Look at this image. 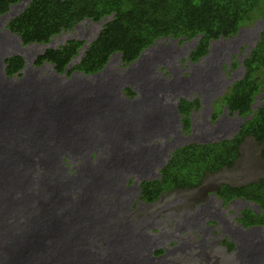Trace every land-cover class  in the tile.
<instances>
[{"label": "bare ground", "instance_id": "1", "mask_svg": "<svg viewBox=\"0 0 264 264\" xmlns=\"http://www.w3.org/2000/svg\"><path fill=\"white\" fill-rule=\"evenodd\" d=\"M30 1L14 6L24 9ZM8 13L0 18L10 20ZM238 34L218 40L229 41ZM7 35L0 31V72L7 48L13 43ZM215 41L206 55L196 61L188 58L197 70L188 71L180 79L181 84L177 81L180 94H187L188 86L190 92L203 93L208 89L217 93L224 88L217 101L226 92L230 82L225 89L227 82L220 75L227 58L220 63L218 59L224 58L230 44H223L222 51L217 47L215 56L209 57ZM181 44H189L192 49L195 45L189 40L181 42V37H161L132 63H122L117 55H112L101 71L87 74L90 76L82 74L83 78L75 80L84 86L83 91L77 86L60 89L54 83L42 88L39 84L7 86L5 80H0V264H204L203 260L217 258L213 252L223 249L232 258L235 255L233 264H264V224L245 227L241 223L248 207L245 198L229 203L219 198L217 191H206L192 196L186 204L195 205L185 210L179 207L185 199L165 202V191L156 201L161 208L155 212L145 213L143 205L137 206L135 213L141 209L146 219L125 214L128 202L134 205L139 192L133 185L124 186L127 181L156 179L152 170L157 168L158 176L159 168L178 142L187 143L188 136L192 138L190 142H201L232 126L227 119H208L199 126L204 138L193 134V125L184 134L175 106L158 95L162 88L155 91L159 84L168 83L163 77L155 80V67L174 59ZM115 60L120 70H108ZM133 80L145 81L152 92L146 102L137 106L136 102H129L135 94L131 97L125 90L127 86L132 88ZM109 86L110 92L102 93ZM116 86L119 90L115 93ZM118 96H124L126 102ZM211 96L203 100L194 95L182 97H197L200 105L211 102ZM22 105L21 112L17 108ZM154 105L160 116H145L154 112ZM118 121L120 126L116 127ZM91 148L101 150L103 158L99 164ZM62 154L82 161L81 168L74 171L77 176L66 174V166L60 163ZM132 170L139 179L128 178ZM148 175L152 179L140 178ZM180 191L184 189L172 192ZM203 195L207 196L199 198ZM94 199L100 204L92 203L90 207ZM237 202L243 203L238 210L239 226L233 224L223 208V204L228 207ZM147 203L148 207L154 205ZM252 210L259 213L258 209ZM230 243L235 248H230ZM188 251V258L175 259Z\"/></svg>", "mask_w": 264, "mask_h": 264}, {"label": "trees", "instance_id": "2", "mask_svg": "<svg viewBox=\"0 0 264 264\" xmlns=\"http://www.w3.org/2000/svg\"><path fill=\"white\" fill-rule=\"evenodd\" d=\"M19 1L0 0V15ZM109 16L111 18L72 67L69 64L84 43L78 39H69L55 48L47 47L36 56L34 64L48 62L59 74L74 71L95 74L105 67L113 53L120 52L121 62L129 64L157 38L181 37L183 42L201 34L189 54L190 59L196 61L210 51L213 40L235 36L240 27L264 19V0H31L8 21L7 28L19 36L23 45L47 44L53 36L72 29L83 19L99 21ZM4 65L5 74L11 77L20 74L25 61L21 55L11 54L4 58ZM241 65L242 76L217 100L221 107L226 105L231 114L236 112L246 118L239 129L231 138L177 147L159 170V177L141 182V199L155 203L165 191L198 187L206 172L230 168L240 155L245 137H252L261 145L260 155L264 161V27ZM125 90L133 94L130 87ZM256 98L260 103L253 109ZM196 103L179 98L178 112L184 132L191 126L189 115ZM218 111L219 107L214 114ZM229 185H220L216 192L219 198L229 203L245 198L264 211V178ZM243 216L245 227L264 224L263 212L256 214L247 208ZM229 247L235 248V244L230 243ZM216 260L215 257L203 263L215 264Z\"/></svg>", "mask_w": 264, "mask_h": 264}, {"label": "rangeland", "instance_id": "3", "mask_svg": "<svg viewBox=\"0 0 264 264\" xmlns=\"http://www.w3.org/2000/svg\"><path fill=\"white\" fill-rule=\"evenodd\" d=\"M21 10H22V7H18L17 5L12 6L9 9L10 14L9 13L8 14H9L10 18H12L13 16L17 15ZM8 21H9V18L0 19V23H3L2 27H0V31L3 33H6V35L8 34L7 36H9V38L11 40H13V43H11L12 46H10V48L9 47L7 48L9 50L8 53L21 55L24 58L26 65H25V68L23 70V74L18 75L17 77L9 80V81H12V83H7V84L9 86H11V84H22V85H25L28 87H30L31 85H34L33 82H42L43 83L44 81L50 82V83L57 82V84L66 85L71 80L75 81V80H80L81 78H83L84 76L81 73H76V72H72L71 74H67V72L62 73V74H58L54 71L53 66L47 62L44 63L43 65L36 66L34 64V60H35L36 56L38 54H41L47 47H54L55 48L58 45L64 44L69 39H78V40L83 41L84 44L88 45L91 41H93L97 37V35L99 34V31L102 28V23H103V21L99 22V21H92L90 19H84L81 22H79L78 24H76L72 29H69L67 31L59 33L58 35L53 36L48 44L33 43V44L23 45V44L19 43L18 39L16 38V36L14 34H12V33L10 34L9 31L6 29ZM263 27H264V19H260V20L256 21L255 23L251 24V26L250 25L243 26L240 29L241 31L239 30L240 32H239L238 36H236L235 38H233L229 41L223 39V40H217V41H215V43L213 42L212 51H211V54L209 57H211L213 55L215 56V51H216L217 47H218V50L222 51L221 46L223 44H225V43L230 44V49L227 51V54L224 56V58L218 59V63H220L221 60L227 58V60L223 63V69L221 70V75H220L227 82L225 89L227 88V86L229 84H231L233 82V80L235 81L242 76L244 69L242 68L241 61L244 58V56H246L248 54V52L250 51V49L252 48L254 42L256 41L258 33L263 29ZM228 39H230V38H228ZM232 40H233V42H232ZM193 42H195V40ZM189 44L192 45V42H189ZM189 44L188 45L181 44V45L177 46L179 48L177 51V56L174 59H168L167 65L163 64V65H159V66L155 67L156 72H157L156 76H158L155 78V80L158 81V78L163 77L165 80L168 81L167 86H162L159 84L158 88H155V91H157L159 88H162V89H159L157 91L158 95H160L161 97H164V99H166L167 102H172L176 107L178 106V103H177L178 97L186 96L188 98H192L194 95V96L200 97L203 100V99H206L205 98L206 96L212 95L211 97H209V100L211 99V102H206V103L203 102L197 108H195L194 111L191 113V123H192L193 129H194L193 134L199 136L200 132H201L199 130V126L203 123L204 120H208V119L211 120V115L215 111V106L213 105L212 102H214L218 98V96L222 93L224 88L222 89L221 92H217V93H215L216 90H213V89H208V91H206L204 93L201 91H197V90L190 92L189 86L186 89V91L188 92L187 94L186 93L180 94V92L178 90H176L177 88H179L178 82H179V84H181L180 79H183L184 75L187 74L188 71L191 72L192 68L195 71L197 70V68L194 66L192 67V63H190V61L187 60V58L189 57V53H190L189 50L191 49V47H189ZM78 61H79V58L76 57L75 59H73L72 64L69 65V67H72ZM235 62H237L236 65H234ZM226 66H228L227 69H226ZM108 70H110V71L120 70V64H118V60H115V62H112L110 64V67ZM87 76H90V75H87ZM7 79H8V77L5 74V77L2 78V80H7ZM157 83H159V82H157ZM132 85L133 86L131 89L133 91V94H135V97H133L131 99L133 101H129L130 103L136 102L135 106H137L140 103L146 102L149 99V97H151L152 92L150 90V86L145 81L141 83L140 81L133 80ZM189 85L191 86L190 83H189ZM57 86L58 85H55L54 87H57ZM58 87L60 89H62V88L66 89V87H69V85L66 87L65 86H63V87L58 86ZM114 90L116 93L119 89L116 86V88ZM205 90H207V88ZM133 94H131V97ZM141 94L143 97L141 96ZM64 95H66V94H64ZM146 95H147V97H146ZM119 97L120 96H118V98ZM120 99H121V97H120ZM122 99L121 100L123 102H126L124 99V96H122ZM156 103H157V105H159L158 101H156ZM259 103L260 102L258 99V100H256L255 105H258ZM121 104L122 103L119 102V105L122 107V105H124V104H122V105ZM217 104H218L219 109L221 110V104H219V103H217ZM19 107H20V109H19ZM19 107L17 108V110H21V112H22L23 105H22V107L21 106H19ZM155 107H157V106L154 105V112L151 115H155V117H156V115L160 116L159 108H158V110H159L158 111V110H156L157 108H155ZM223 110H224V108L219 112L220 116L216 120H218V122H221L220 121L221 119H227L228 122L231 123L232 126L229 129L223 128L222 131H219L216 135L217 137H215V135L213 136L214 140L217 138L223 137V136L228 137V138L233 136L234 133L236 132V130H235L236 125L239 124L242 120V118L239 119L235 114H230L227 110L223 112ZM151 115H149V116H151ZM145 116H148V115H145ZM238 119H239V121H238ZM179 125L182 126V123ZM184 134H186V133H184ZM187 139L192 141V138L190 136H188ZM183 143L185 144L186 142L180 141L174 147H176V146L178 147ZM96 149L98 151L93 150V153L94 154L96 153V157L98 158V164H99L103 158L101 156L103 154L99 148H96ZM260 149H261V145H259L252 137H245V139L242 141V143L240 145V155H239L238 159L234 162V164L230 168L223 167L214 173L206 172L201 185H199L198 187H195V188L183 187V188H185L184 191H180L179 194L172 192L174 190H168L165 193L164 201L165 202L168 201L169 203H171L172 200L182 197L183 199H185V202H184L185 204L182 203L179 205V207H181V209L184 208L185 210H190L195 205L194 202H191L190 205L186 204V203H187V201L189 202L191 200L192 196L196 195L197 193L204 194V192H206V191L207 192L211 191V192L215 193L216 190L220 187V185L222 183L234 185V184L249 182L252 180H257L259 178H264V161L260 155ZM168 157H169V154H168ZM73 158H74L73 156L69 157L66 154L62 155V157H61L60 163L62 164V166H66V168H67L66 174H70V175L75 174L76 172H74V171L76 170V167L77 166L79 167V163H81V161L78 158H76V159L74 158L75 161L73 160ZM81 165L82 164H80V168H81ZM156 171H157V168L152 170V173L155 174L154 177H157ZM36 174H38V170L35 171V175ZM129 176H130V174L128 175V178L130 179ZM148 176H146V177L140 176V178L141 179H144V178L152 179L151 176H149V177ZM129 181H127V183L124 184V186L128 187V186L133 185V186L138 188L139 192H137V195L135 196V199L137 201L136 200L134 201V205H130L128 202L127 207L124 209L125 214L128 217H131L132 213H134L137 217H141L143 215V211H141V209L138 211V213H135L138 205H139L138 208H140L142 205L145 207V209H146L145 213L147 211L150 212V211H154L155 209L161 208L159 206L158 202L154 203V205L152 206L153 208L151 206H149V207L146 206L147 201L141 199V197H140V201L138 202V200H139L138 196L141 193L140 184L137 183V181L135 182V180H133V181L131 180L133 183L129 182ZM174 194H176V195H174ZM207 195H203L199 198H205V196H207ZM200 200H202V199H200ZM142 201L143 202L145 201V204L140 203ZM155 201H157V200H155ZM90 203L91 204L93 203L94 205L100 204V202L96 199L92 200ZM240 204H243V203L237 202L234 204V206L230 205L228 207H226V205L223 204V208L226 210L225 215L230 217V219L233 221V224L236 226L240 225L239 221H238V218H239V215H238L239 211L238 210L240 208H242L240 206ZM247 206L248 207H246L245 209H247L249 207L251 209H253L255 207L253 204H249V203H247ZM128 208H129V210H128ZM169 211H171V209H169ZM118 217H120V214H118ZM142 217L145 218V216H142ZM96 243L99 244V240L96 241ZM213 253L215 256H217V260H216L215 264H233V262H234L233 260L235 259V255H234V258H232L231 256H229L225 252L224 249H223V251H215ZM190 255H191V253L189 251L186 254L179 253L175 259L188 258ZM156 258H159V257H156ZM212 258H215V257H212ZM177 261H179V260H177Z\"/></svg>", "mask_w": 264, "mask_h": 264}, {"label": "clouds", "instance_id": "4", "mask_svg": "<svg viewBox=\"0 0 264 264\" xmlns=\"http://www.w3.org/2000/svg\"><path fill=\"white\" fill-rule=\"evenodd\" d=\"M20 3H22L23 1L21 0V1H19ZM18 2V3H19ZM27 4V3H26ZM25 4V5H26ZM15 5V4H14ZM14 5H12V6H14ZM11 6V7H12ZM10 7V8H11ZM19 7V6H18ZM7 12H9V10L7 11ZM1 15H3V14H1ZM111 18V16H109V17H103L102 19H100L99 20V22H102L103 21V23H102V26H103V24L105 23V22H107L109 19ZM0 19H3V17H1ZM86 19H88V18H86ZM84 20V19H83ZM91 20V19H90ZM81 22V21H80ZM8 23V22H7ZM78 24V23H77ZM242 27H240V29H241ZM8 29V28H7ZM239 29V30H240ZM9 30V29H8ZM238 30V32H240ZM10 31V30H9ZM237 32V33H238ZM10 33H12L11 31H10ZM236 33V34H237ZM12 34H14V33H12ZM235 34V35H236ZM17 35V34H16ZM200 36H201V34H199ZM198 36V35H197ZM200 36L197 38V37H194V38H192V39H188L189 41H194L195 40V45H194V47L197 45V43H198V40H199V38H200ZM232 36V35H231ZM19 37V36H18ZM168 37H170V36H168ZM17 38V37H16ZM161 38V37H160ZM170 38H172V37H170ZM219 38H222V36L221 37H219ZM218 38V39H219ZM225 38V37H224ZM18 39V38H17ZM157 39H159V38H157ZM156 39V40H157ZM177 39V38H176ZM155 40V41H156ZM19 41V40H18ZM21 41V40H20ZM154 41V42H155ZM92 42V41H91ZM90 42V43H91ZM89 43V44H90ZM210 43V42H209ZM20 44H22V42L20 43ZM37 44H40V43H37ZM46 44V43H45ZM48 44V43H47ZM88 44V45H89ZM88 45H86V44H84L83 43V45H82V47L79 49V51H78V54L73 58V59H75L76 57L77 58H79V60H80V58L82 57V55H83V53H84V50L88 47ZM150 46V45H149ZM146 49V48H145ZM145 49H143L141 52H140V54L145 50ZM191 50H192V48H191ZM9 51V50H8ZM118 53H120V52H116V53H113L112 55H117L118 57H119V59H120V56H121V53L120 54H118ZM139 54V55H140ZM9 55H11V54H7V56H9ZM6 56V57H7ZM138 58V57H137ZM136 58V59H137ZM189 59H190V56L188 57ZM188 58H187V60H188ZM73 59H72V61H73ZM136 59H134L133 61H135ZM109 60H110V58L108 59V61H107V63L106 64H108V62H109ZM72 61L70 62V64L69 65H71L72 64ZM121 61V60H120ZM133 61H131V62H129V63H132ZM242 62V61H241ZM44 63H46V62H44ZM43 63V64H44ZM48 63V62H47ZM122 63H125V62H122ZM42 64V65H43ZM105 64V65H106ZM125 64H127V63H125ZM26 65V64H25ZM25 65H24V67L20 70V74H18V73H15L13 76H11L10 78H9V76H7L8 77V79L9 80H11V79H13V78H15V77H17L18 75H22L23 74V70H24V68H25ZM52 65V64H51ZM104 65V66H105ZM53 66V65H52ZM228 68V66H226V69ZM55 71V70H54ZM74 72H76V73H81V74H84V73H82V72H80V71H74ZM4 73V74H3ZM59 74V73H58ZM85 75H87V74H85ZM5 77V72H4V59H3V69H2V71L0 72V80H2V78H4ZM7 79V80H8ZM7 80H5L7 83H12V81H7ZM3 81V80H2ZM71 81H73V80H71ZM68 82L66 85H60V84H57V82H55L54 83V85H58V86H60V87H63V86H77V87H79V88H81V89H79L80 91H83V89H84V86H79V85H77L76 83H75V81H73V82ZM37 84H39V86H40V88H42V87H45V86H48L49 84H50V82H46V81H44L43 83L42 82H34V85H37ZM13 85H22V84H11V86H13ZM7 86H9V85H7ZM22 86H25V85H22ZM30 87H32V86H30ZM128 87V86H127ZM67 88V87H66ZM94 88H96L97 90H100L101 88H99V87H94ZM131 89V88H130ZM132 90V89H131ZM110 92V86L109 87H106L104 90H103V92L102 93H104V94H107V93H109ZM131 95V94H130ZM134 95V94H133ZM180 98V97H179ZM179 98H178V102L177 103H179ZM258 98H259V96H258ZM258 98H256V100H258ZM198 98L196 97L195 98V100H192V99H190L189 101H197L198 102ZM256 100H255V102H256ZM120 102V101H119ZM255 102H254V104H253V109L257 106V105H255ZM120 103H122L123 104V102H120ZM213 103V105L215 106V111H216V109H217V107H218V104H217V101L215 100L214 102H212ZM221 102H219V104H220ZM171 105H173V106H175L173 103H171ZM195 105V104H194ZM259 105V104H258ZM199 106V104L198 103H196V107H193L192 108V110H191V112H190V115H189V117H190V119H191V113L194 111V109L195 108H197ZM175 108H176V111H177V114L179 115V112H178V106L176 107L175 106ZM224 108V110H223V112L224 111H228L229 113H230V111L228 110V107L225 105V106H223V107H221V110ZM220 109H219V111L217 112V114L215 115L214 113H215V111L213 112V114L211 115V119L212 120H214L215 118H217L218 119V115H220L219 114V112L221 111ZM231 114V113H230ZM232 114H235L239 119H241L242 118V120H241V122L238 124V125H236V128H235V130L237 131L238 129H239V127H240V125L243 123V121L246 119L245 117H242V116H239L236 112L235 113H232ZM149 115H151V114H149ZM148 115V116H149ZM215 115V116H214ZM152 116H155V115H152ZM156 118V117H155ZM180 118V117H179ZM239 119H238V121H239ZM181 120V119H180ZM228 121V120H227ZM96 124H98V121H97V123ZM191 125H192V123H191ZM228 125H229V122H228ZM118 126H120V121H118V124H117V126L116 127H118ZM97 128V127H96ZM190 128H191V126H190ZM190 128L188 129V131L190 130ZM181 130H182V132L183 133H186L187 134V132H184L183 131V129H182V127H181ZM194 130V129H193ZM200 130V129H199ZM96 132H99L98 130H96ZM236 133V132H235ZM234 133V134H235ZM198 138H204L205 136H203L202 135V133L200 132V135L198 136V135H196ZM231 137H233V136H231ZM231 137H229V138H231ZM224 138H228V137H220V138H217V139H215V140H210V139H214V137L212 136V137H210V138H208V139H206V140H201V142H196V143H208V142H212V141H217V140H221V139H224ZM189 143H191L190 142V140H188V142L187 143H185V144H189ZM182 145H184V144H181L180 146H182ZM179 147V146H178ZM93 148V147H92ZM91 148V152H92V154H93V150L94 149H92ZM177 148V146L176 147H174L171 151H170V153H169V158H170V155H171V153L175 150ZM91 154V153H90ZM62 155H64V154H62ZM62 155L60 156V157H62ZM68 155V154H67ZM69 157H71V155H68ZM168 158V159H169ZM81 161V160H80ZM167 163V162H166ZM165 163V164H166ZM80 164H82V161H81V163H79V167L77 166L76 167V169L78 170L79 168H80ZM164 164V165H165ZM163 167V166H162ZM161 167V168H162ZM160 168V169H161ZM159 169V170H160ZM130 175H131V177L130 178H133V179H139V177L137 176V174H136V172H135V170H132V171H130ZM133 174V175H132ZM159 171H158V176L157 177H159ZM78 174H77V172H76V175L75 176H77ZM149 177V176H148ZM156 177V178H157ZM204 178V177H203ZM258 180V179H257ZM202 181H203V179H202ZM202 181H201V183H202ZM254 181V180H253ZM200 183V184H201ZM246 183V182H245ZM139 184H141V183H139ZM199 184V185H200ZM222 184H226V183H222ZM240 184H243V183H240ZM198 185V186H199ZM227 185H229V184H227ZM236 185H239V184H234V185H229V186H236ZM217 191V190H216ZM246 200V199H245ZM247 201V203H249V204H253L255 207V209H258L259 210V213L260 212H263L264 213V211H261V209H260V207H259V205L258 204H256V203H254V202H252V201H248V200H246ZM152 202V201H151ZM91 206H93L91 203H90V207ZM250 210H252V209H250Z\"/></svg>", "mask_w": 264, "mask_h": 264}]
</instances>
